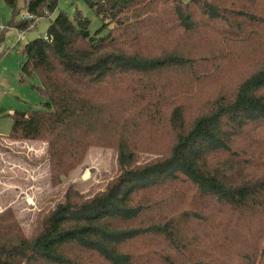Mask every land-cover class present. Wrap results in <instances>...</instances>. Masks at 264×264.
<instances>
[{"label":"trees","instance_id":"trees-1","mask_svg":"<svg viewBox=\"0 0 264 264\" xmlns=\"http://www.w3.org/2000/svg\"><path fill=\"white\" fill-rule=\"evenodd\" d=\"M16 1L20 30L58 2L23 0L19 18ZM83 1L98 29L58 10L22 44L40 107L8 114L0 139L45 142L53 186L94 145L117 172L95 191L68 183L28 234L0 209V264H264V0ZM232 48L255 67L212 93Z\"/></svg>","mask_w":264,"mask_h":264},{"label":"rangeland","instance_id":"rangeland-1","mask_svg":"<svg viewBox=\"0 0 264 264\" xmlns=\"http://www.w3.org/2000/svg\"><path fill=\"white\" fill-rule=\"evenodd\" d=\"M23 0L16 1V9L24 12ZM63 10L72 16L75 10L88 18V30L93 32L101 25L100 20L83 0H58L57 6L51 12L36 17L29 28L23 29L21 39H17L16 31L9 29L4 38L0 36V133H7L11 119L8 114L15 109L40 107L41 97L31 84H38L36 75L31 74L20 78L19 62L22 59L20 45L29 38L44 34L50 19ZM10 8L0 0V27L7 30L6 21ZM16 18H18L16 16ZM106 28H102L105 31ZM250 44V43H249ZM247 52V46L241 45ZM235 52L219 66L217 74L211 79L210 92L228 90L229 87L218 84L220 76H240L255 67L254 58L244 52ZM264 54V45L261 47ZM238 73V74H237ZM209 84V86L211 85ZM217 85V88H213ZM219 85L222 87L220 88ZM225 86V87H224ZM45 142L39 140L0 139V209L10 206L18 218L22 229L28 234L39 210L50 208L54 202L61 199L68 183L82 192L95 191L106 183L117 172L116 152L112 147L90 146L83 160L74 169L62 177L61 183L51 185L49 182L48 163ZM144 153L143 155H150Z\"/></svg>","mask_w":264,"mask_h":264},{"label":"crops","instance_id":"crops-1","mask_svg":"<svg viewBox=\"0 0 264 264\" xmlns=\"http://www.w3.org/2000/svg\"><path fill=\"white\" fill-rule=\"evenodd\" d=\"M13 29V30H18V28H16V27H12V26H10V27H7V30L6 31H4V29H1V27H0V36H2L3 38H4V32H5V34H6V32L9 30V29ZM20 30V29H19ZM16 32H18L20 35L18 36V33H16V36H17V39H21V37H22V34H23V30L22 31H16ZM25 42V41H24ZM23 42V43H24ZM20 46H22V45H20ZM20 52H21V47H20Z\"/></svg>","mask_w":264,"mask_h":264},{"label":"built area","instance_id":"built-area-1","mask_svg":"<svg viewBox=\"0 0 264 264\" xmlns=\"http://www.w3.org/2000/svg\"><path fill=\"white\" fill-rule=\"evenodd\" d=\"M32 15L30 14V13H28V12H22V13H19L18 14V17L19 18H29V17H31ZM20 34L18 33V36H19Z\"/></svg>","mask_w":264,"mask_h":264}]
</instances>
